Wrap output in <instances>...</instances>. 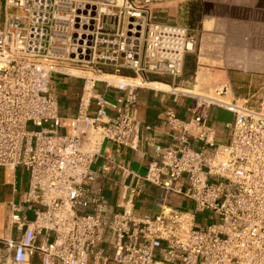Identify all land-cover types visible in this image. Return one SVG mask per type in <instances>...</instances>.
Instances as JSON below:
<instances>
[{
	"label": "built area",
	"instance_id": "built-area-1",
	"mask_svg": "<svg viewBox=\"0 0 264 264\" xmlns=\"http://www.w3.org/2000/svg\"><path fill=\"white\" fill-rule=\"evenodd\" d=\"M0 14V167L27 176L7 219L16 237L0 241V264H264V112L225 100L224 85L215 98L192 97L185 121L164 113L178 134L155 149L142 178L120 167L137 180L124 184L117 210L90 190L101 144L130 146L135 91L143 88L98 76L173 83L195 36L157 21L145 0H0ZM56 76L81 82L70 118L58 116ZM209 106L232 116L227 145L214 144ZM112 165L104 159L101 172ZM140 181L181 196L193 211L162 203L152 217L135 216Z\"/></svg>",
	"mask_w": 264,
	"mask_h": 264
},
{
	"label": "crops",
	"instance_id": "crops-1",
	"mask_svg": "<svg viewBox=\"0 0 264 264\" xmlns=\"http://www.w3.org/2000/svg\"><path fill=\"white\" fill-rule=\"evenodd\" d=\"M145 1L157 21L185 28L189 35L195 36L197 44L195 52L184 57L181 74L173 83L169 78L156 76L148 78H159L160 81L148 82L159 83L169 89L186 90L183 88L196 86L197 77L202 74L207 82L201 84L202 88L214 90L224 85L232 99L246 102L247 90L254 84H258L264 95V0ZM129 76V72H121L118 78ZM56 77L60 79V90L56 91L53 86L58 99V116L70 118L75 113L81 82L76 78ZM94 89L102 92L104 86L97 83ZM233 90H241V94L235 97ZM106 92L114 95L112 89ZM135 92L137 127L128 136L130 146L116 148L105 141L91 164L95 181L89 183L90 190L102 195L111 210H117L121 195L126 193L124 184L137 180L135 175L142 178L154 160L155 149L168 146L178 134L166 124L164 113L172 111L178 119L185 121L193 109L192 99L180 92L146 87ZM206 113L208 124L214 130V144L227 145L230 131L224 125L231 120L224 118L231 114L213 106L207 107ZM192 146L197 147V143L192 142ZM206 152L210 154L212 149ZM106 158L114 165L103 173L100 167ZM120 167L134 176H123ZM26 182L27 176L22 168L16 167L11 171L0 167V241L16 237L15 230L8 227L7 219L13 212L11 205L25 190ZM137 189L139 193L133 199V214L138 217L154 216L162 203L177 209L175 204L186 201L173 193L164 196L160 189L143 181L137 184Z\"/></svg>",
	"mask_w": 264,
	"mask_h": 264
},
{
	"label": "rangeland",
	"instance_id": "rangeland-1",
	"mask_svg": "<svg viewBox=\"0 0 264 264\" xmlns=\"http://www.w3.org/2000/svg\"><path fill=\"white\" fill-rule=\"evenodd\" d=\"M8 12H11V11L9 10ZM1 20H2V16L0 14V22H1ZM196 48H197V44H196L195 50H196ZM70 78H72V77H70ZM59 81H60L59 77H54L53 80H52L53 86L55 87L56 91L60 90V86H59L60 82ZM204 82L207 83L205 81V79H204V76L202 74H199L198 77H197V82H196L197 85L196 86H194V87L189 86L188 88H183V89H186V90H181L180 89L178 91H180V93L182 91L183 92L191 91L192 95L181 93V94H183L185 96H188L190 99L192 97H197V96H194L193 94H195V95H200L201 94L203 96L215 97L213 88H211V87L202 88L201 87V84H204ZM233 91H234L235 97H238V95L241 94V92H240L241 90L239 92H238V90H233ZM247 91H248V94L245 96L246 106L249 107V108H252L254 110H262L264 112V95H263V91L259 89L258 84L251 85V87ZM175 93H177V92H175ZM229 98H230V95L227 98L225 97L224 99L228 100ZM240 99H242V97H240ZM224 120H227V121L231 120V116L230 115H226ZM27 129L28 130H32L33 128L28 126ZM175 207L177 209H179L180 211H186V212H189V213H191L193 211L192 203L184 201V200L179 202V203H177V204H175ZM204 217H205V214H200V215L196 216L195 227L201 226L203 224V218ZM111 240H112L111 236L106 237V241H111Z\"/></svg>",
	"mask_w": 264,
	"mask_h": 264
},
{
	"label": "bare ground",
	"instance_id": "bare-ground-1",
	"mask_svg": "<svg viewBox=\"0 0 264 264\" xmlns=\"http://www.w3.org/2000/svg\"><path fill=\"white\" fill-rule=\"evenodd\" d=\"M69 74L71 75H76V73H74V71L70 70L67 71ZM98 79L100 80H105L107 81L109 84L111 85H117V84H131V85H138V86H142L143 88H152V89H156V90H162V91H173V92H180L178 91V89H169L167 86L161 85V84H157V83H150V82H141L139 79H133V80H129V79H124L122 77L118 78L114 77V75H108V74H102L100 76H98ZM184 94H190L192 95L191 91H185V92H181ZM194 96H198V97H203V98H215V97H210V96H203V95H195Z\"/></svg>",
	"mask_w": 264,
	"mask_h": 264
},
{
	"label": "trees",
	"instance_id": "trees-1",
	"mask_svg": "<svg viewBox=\"0 0 264 264\" xmlns=\"http://www.w3.org/2000/svg\"><path fill=\"white\" fill-rule=\"evenodd\" d=\"M148 80H149V81H160V79H159V78H153V77H152V78H151V77H150V78H148Z\"/></svg>",
	"mask_w": 264,
	"mask_h": 264
}]
</instances>
